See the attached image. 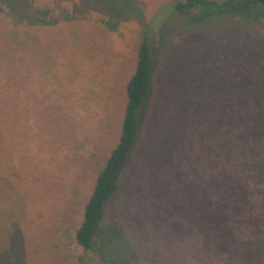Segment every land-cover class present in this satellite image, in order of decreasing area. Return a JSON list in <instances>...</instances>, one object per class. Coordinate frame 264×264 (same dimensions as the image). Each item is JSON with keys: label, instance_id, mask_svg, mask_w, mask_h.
<instances>
[{"label": "rangeland", "instance_id": "obj_1", "mask_svg": "<svg viewBox=\"0 0 264 264\" xmlns=\"http://www.w3.org/2000/svg\"><path fill=\"white\" fill-rule=\"evenodd\" d=\"M179 1L0 0V102L17 111L0 124V247L11 246L2 264H192L158 221L165 216L151 200L153 173L138 190L150 126L132 181L111 204V220L121 228L106 238L112 255L87 254L75 242L97 176L120 138L142 25L157 55L151 113L161 121L160 139L168 138L171 115L186 109L180 92L193 88L201 102V94L222 101L228 92L219 88L227 82L264 84L262 25L236 18L221 29L194 31L183 15L172 16ZM115 12L126 20L110 31L102 20ZM14 32L16 46L9 41ZM10 80L15 86L6 87Z\"/></svg>", "mask_w": 264, "mask_h": 264}, {"label": "trees", "instance_id": "obj_2", "mask_svg": "<svg viewBox=\"0 0 264 264\" xmlns=\"http://www.w3.org/2000/svg\"><path fill=\"white\" fill-rule=\"evenodd\" d=\"M115 13L102 20L110 31L126 20ZM171 14L183 15L184 25L194 31L221 29L236 18L264 27V0H183L172 6ZM142 28L136 69L126 87L120 138L97 176L75 232L76 244L87 254L112 255L106 238L121 228L111 220V204L132 181L142 134L150 126L148 157L145 153L142 165L138 163L142 180L138 190L143 178L146 186L149 171L153 173L151 200L158 217L165 216L158 219L160 224L180 242V255L192 264H264V84L256 89L227 82L219 88L228 92L222 101L219 96L204 101L201 94V102L193 88L180 92L186 109L171 115L168 138L160 139L161 121L151 113L157 94V55L149 28ZM11 35L9 41L16 46L19 35ZM9 82L6 87L16 84ZM0 101L5 102V96L0 95ZM2 102L0 124L17 112L13 107L5 111ZM155 145L158 152H153ZM143 197L150 196L142 193ZM10 250L11 246L0 247V264Z\"/></svg>", "mask_w": 264, "mask_h": 264}]
</instances>
